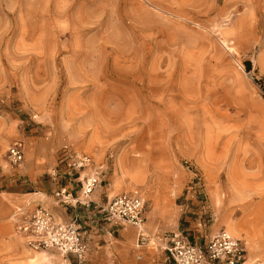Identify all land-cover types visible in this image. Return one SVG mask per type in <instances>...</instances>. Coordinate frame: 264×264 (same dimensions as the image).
Wrapping results in <instances>:
<instances>
[{"label": "rangeland", "instance_id": "374dc122", "mask_svg": "<svg viewBox=\"0 0 264 264\" xmlns=\"http://www.w3.org/2000/svg\"><path fill=\"white\" fill-rule=\"evenodd\" d=\"M256 81L264 0H0V171L37 193L64 153L89 156L106 195L139 191L146 213L196 186L210 228L241 240L246 264L264 263ZM16 145L25 159L12 166ZM38 202L9 205L23 210L0 221V264H67L34 248ZM152 226L144 246L172 234Z\"/></svg>", "mask_w": 264, "mask_h": 264}, {"label": "built area", "instance_id": "2783aa9c", "mask_svg": "<svg viewBox=\"0 0 264 264\" xmlns=\"http://www.w3.org/2000/svg\"><path fill=\"white\" fill-rule=\"evenodd\" d=\"M25 153L21 146L9 149V160L12 166L24 162ZM89 156L64 153L60 167L53 172L52 180L57 184L53 199L57 205L74 214L70 225L61 223L47 208L35 207L29 217L28 230L35 237V249H55L64 257H74L77 264H84L88 253L87 236L79 218L81 209L85 220L99 225L97 216L101 215L106 224L132 226L138 230V245H145L148 237L145 232V213L147 201L139 191L121 194L105 205L94 204L91 196L100 185L99 174H90L82 178L92 167ZM69 175L68 180L61 174ZM80 180L81 188L75 191L72 181ZM166 251L174 264H246V248L243 242L233 237L226 230H221L207 243L191 242L183 233L174 234ZM258 264H264L259 262Z\"/></svg>", "mask_w": 264, "mask_h": 264}, {"label": "crops", "instance_id": "0c3cea01", "mask_svg": "<svg viewBox=\"0 0 264 264\" xmlns=\"http://www.w3.org/2000/svg\"><path fill=\"white\" fill-rule=\"evenodd\" d=\"M59 167L60 165H57L56 168L58 169ZM93 171L95 169L90 168L84 173L82 178L97 173L96 171L92 173ZM97 174H99L101 182L91 196V201L94 204L105 205L113 198H111V194L106 195L102 185L104 179H101L100 173ZM60 176L64 180L69 178V175L66 176L63 173ZM33 182V180L28 179V181H22L21 185L10 183L8 186L5 184L6 180L3 171H0V196H2L0 198V221L6 220L10 215H16L23 210L21 207H16L12 211L13 209H10L9 205H24L32 200H39L35 207L41 205L47 208L61 223L70 225L73 222L74 214L57 205L53 199L57 184L53 180L47 183H35L40 184L39 192L23 194L21 191L23 189L20 186H28L29 183ZM71 184L74 190L79 192L81 188L80 180L72 181ZM6 187L7 190L4 191ZM197 189L196 186L188 185L186 190L182 191L184 197L181 203L177 204L175 201V208L172 205L171 198H167V200L160 199L156 201L151 211L145 213V225H147V228H152V225L156 223L160 233L172 232L168 236L169 238H165L164 242L161 241L162 243L158 242L156 247L138 245L139 235L136 228L124 224L116 227L110 226L102 221L103 217L101 215L96 217L99 221V225L96 226L93 222L85 220V212L81 209L79 218L82 223L84 221L83 227L89 233L87 236L88 253L85 264H174L166 251V247L174 234L183 233L191 242L196 244L207 243L221 230L210 228V222L207 220V213L204 212L201 197L193 193V190ZM30 196L36 198L34 199ZM10 210L13 214H10ZM182 222H184L183 226ZM65 262L74 264L76 259L70 256L67 257Z\"/></svg>", "mask_w": 264, "mask_h": 264}, {"label": "trees", "instance_id": "16d2710c", "mask_svg": "<svg viewBox=\"0 0 264 264\" xmlns=\"http://www.w3.org/2000/svg\"><path fill=\"white\" fill-rule=\"evenodd\" d=\"M245 69H246L247 72H251L252 71V63L250 61L245 62ZM256 82L264 89V87L261 84V82H259V81H256Z\"/></svg>", "mask_w": 264, "mask_h": 264}, {"label": "bare ground", "instance_id": "6f19581e", "mask_svg": "<svg viewBox=\"0 0 264 264\" xmlns=\"http://www.w3.org/2000/svg\"><path fill=\"white\" fill-rule=\"evenodd\" d=\"M210 197H211V200L214 204L217 203V199L215 198V196L213 194H211Z\"/></svg>", "mask_w": 264, "mask_h": 264}]
</instances>
